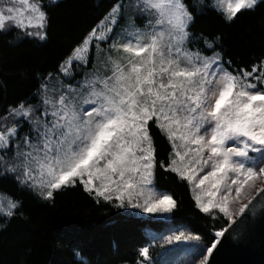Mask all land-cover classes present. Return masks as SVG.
Instances as JSON below:
<instances>
[{
	"label": "snow or ice",
	"instance_id": "6c2138e0",
	"mask_svg": "<svg viewBox=\"0 0 264 264\" xmlns=\"http://www.w3.org/2000/svg\"><path fill=\"white\" fill-rule=\"evenodd\" d=\"M257 2L235 0L234 5H228L227 19L232 20L242 9L254 8ZM18 3L23 8L16 6L17 0H8L6 6L0 7V30L14 25L24 29L25 35L44 40L48 20L41 0ZM127 8L117 0L59 65V73L69 82L60 80L59 88H50L44 80L35 93L39 97L35 105L27 99L20 100L0 115V167L15 174L21 183L31 187L39 184L45 199L52 198L53 190L60 189L71 178L87 175L88 179L81 181L86 190H91L93 179H100L98 196L109 200L116 193L118 199H123L127 193L131 202L134 192L139 198L144 193L143 186L151 183L154 158L147 121L155 117L170 139L181 132L180 147L186 150L175 152L179 162L194 155L195 159H189L193 170L187 175L188 180H193L196 166L201 171L211 167L195 184L200 189L195 196L196 206L210 216V209H218L227 218L226 223H235L229 195L234 191L238 198L254 176L264 174V167L254 171L253 167L232 161L233 156L247 157L249 148L259 152L256 145L264 146V59L250 70L238 68L234 74L223 67L218 52L213 50L206 55L200 48L190 50L192 34L187 29L193 17L183 0H136V10L149 17L146 30L135 29V45L131 41L120 44L123 35L114 34V29L120 16L127 15ZM129 21L131 24L130 17ZM110 39L109 47H122L124 52L134 53L135 58H128L127 71L116 64L112 78L90 76L86 70L89 45L95 42L99 48L101 42ZM196 39H203L207 50L213 49L207 38ZM141 53L145 55L141 57ZM81 70L84 79L75 81L74 74ZM51 78L49 73L47 79ZM113 78L114 83L110 84ZM24 124L27 128L21 133ZM202 128L205 134L211 129L210 139L200 134ZM229 140L242 147H224ZM192 144L198 147L194 150ZM101 161H106L103 167H99ZM169 167L178 171L175 166ZM180 171L184 174L186 169ZM229 172L235 176L231 184L225 180ZM218 193L221 195L216 199ZM202 195L207 197L206 202ZM17 206L11 199L0 200V212L8 217ZM175 206L176 202L166 194L155 198L150 195L143 205H134L149 213H168ZM246 207L241 205L236 211L244 213ZM223 235L224 230L215 232L200 264H209V257ZM173 239L198 241L200 237L180 233L167 238L169 243ZM142 255H148L147 248Z\"/></svg>",
	"mask_w": 264,
	"mask_h": 264
},
{
	"label": "trees",
	"instance_id": "16d2710c",
	"mask_svg": "<svg viewBox=\"0 0 264 264\" xmlns=\"http://www.w3.org/2000/svg\"><path fill=\"white\" fill-rule=\"evenodd\" d=\"M125 5L130 0H120ZM192 14L187 31L192 34L188 48L204 54H220L223 66L250 70L264 59V0L252 9L227 16L213 6L212 0H183ZM47 14L46 38L24 34L9 27L0 30V115L20 100L36 104L40 84L60 87L59 65L71 50L96 27L117 0H41ZM134 26L145 29V17H134ZM205 37L213 43L207 50ZM219 37L217 40L216 38ZM95 46L86 70L95 69ZM52 73V78L48 74ZM78 73V72H77ZM75 81L84 79V71ZM74 82V81H73ZM27 124L20 129L21 133ZM153 154V188L170 195L176 202L169 220L139 217L116 200H105L85 189L82 183L53 191L50 199L41 190L18 181L15 174L0 169V196L18 203L11 217L0 214V264H140L148 258L162 264L166 248L159 245L166 232L184 229L197 241L199 251L215 239V232L226 230L231 221L221 213H203L197 206L191 183L173 172L175 147L155 120L148 125ZM218 214V215H217ZM168 251V250H167Z\"/></svg>",
	"mask_w": 264,
	"mask_h": 264
},
{
	"label": "rangeland",
	"instance_id": "374dc122",
	"mask_svg": "<svg viewBox=\"0 0 264 264\" xmlns=\"http://www.w3.org/2000/svg\"><path fill=\"white\" fill-rule=\"evenodd\" d=\"M57 1V0H54ZM261 0H258L257 3H259ZM8 0H0V7H4L6 6ZM31 2V0H30ZM213 2V6L215 8H217L218 10H220L222 13H224L226 16H228V5L231 4H235V0H212ZM136 0H130V4L127 5V15H121L118 21V24L115 26L114 29V34L115 33H122L123 38L120 40V44L124 43V42H128L131 41V43L133 45L136 44V31L135 29H137L134 25V17H136L137 15L139 16H144L146 23L148 22L149 17L146 14H142L139 13L136 8ZM18 7L23 8L22 5H19L18 0H17V5ZM245 10V9H242ZM241 10V11H242ZM27 15V13H25V16ZM129 17L131 18V24L129 21ZM10 27H15L10 26ZM139 29V28H138ZM24 30V29H22ZM141 30V31H145ZM129 33H132L131 35H129ZM112 43V40L110 39L107 42H101L99 48H97L95 46V42L91 43L89 45V52L87 53V56L89 57V54L91 52V49L93 47V45L95 46V60H96V65H95V69L92 70L89 74L91 75H95L98 76L100 79H105V78H112L113 77V72L115 71V65L119 64L125 71H127L129 69V65H128V58L129 57H133L135 58V54L134 53H126L124 52V49L122 47H117V48H111L109 47ZM141 43H144V40H141ZM165 55H167V49L164 50ZM145 54L141 53V57H143ZM139 59V58H136ZM224 67V66H223ZM77 73V72H76ZM81 73V71H79L77 74ZM63 76V75H62ZM249 82L254 83V80H250ZM109 83H114V78L109 80ZM99 87V85H98ZM218 95V92H217ZM209 99L211 100V103L214 104V98L211 97V93L208 94ZM86 108H89V105H85ZM155 120V117H153L151 120L147 121V131H148V125L149 123ZM208 126L205 125V128H207ZM165 132L167 133V135L169 136L168 132L165 130ZM210 132L211 129H208V133L205 134L204 129L202 128L200 130V134L201 135H206V139H210ZM181 132L177 131L176 132V136L171 139L173 144L175 145V152L177 150H179L181 153H183L186 149L180 147V145L183 143L182 141H180L178 139V137L180 136ZM148 136H149V131H148ZM241 140H244L246 138L241 137ZM148 146V145H145ZM151 146V145H150ZM240 146L242 147V145H238L236 141L234 140H229L225 143L224 147L226 148H231V147H237ZM190 147L192 149H196L198 146L195 144L190 145ZM257 148H260L261 151L256 152V151H252L251 148H249L248 151V156L247 157H236L233 156L232 157V161L233 162H241L243 164H245L246 167H253L254 171H258V169L260 167H264V146L262 145H256ZM208 155V149L205 148L204 150V157L206 158ZM195 159L193 154H190L189 157H185V160L183 163L179 162V158L176 157V163L174 164L175 167H177L178 172L180 175H182L183 177H185L187 179V175L191 174L192 170H193V166L189 163V159ZM106 163V161H101L99 167H103L104 164ZM0 169L4 170L2 167H0ZM180 169H186V171L184 172V174H181ZM196 171H195V175L193 176V180L190 181L188 180L193 188V192L194 195L196 196L197 194L200 193V189H197L195 187V184L198 183V177H201L202 175H206L207 171H211V167H207L206 171H201L199 170V166H196ZM152 177H153V168H152V175L151 177H149V179L151 180L150 184H146L144 185V193L142 196H140L139 198H136V194L135 192L133 193V199L131 200V202L129 201L128 195L127 193L124 194L123 199H118L117 198V194L116 193H112L111 194V199L110 200H116L119 204H121L122 206L126 207L127 209H129L132 213H134L135 215L139 216V217H143V218H147V219H155V220H169L170 218V214L171 212L168 213H162V212H157V213H149V212H145L143 210L142 207H134L135 204L139 203L141 205L144 204V200L148 198V196H152L153 198L161 196V195H165V194H161L158 193L152 185ZM235 178L234 174L229 172L227 174V176L225 177V180L227 183L231 184V179ZM39 179V177H38ZM88 179L87 175L83 176V177H73L71 178V180L65 184L62 185L63 186H68V185H74L77 182L78 183H82V180H86ZM136 180H139V177L136 178ZM83 184V183H82ZM101 184L102 181L100 179H93L92 180V184L89 186L90 187V192H94L96 195H98V190L101 188ZM84 185V184H83ZM36 188H38L40 190V186L39 184H37L35 186ZM234 187V186H233ZM264 187V174H257L256 176H254L249 182L248 184H246L242 189H241V195L237 198L235 192L233 191L230 195H229V207H230V211H234V217L233 219L236 220L241 213H239L238 211H236L241 205H248L249 202L252 200V198ZM221 189H223V184H221ZM139 190V187L137 188V191ZM54 191V190H53ZM89 191V190H88ZM221 193L217 194L216 199H218L220 197ZM103 197V196H101ZM202 201L206 202L207 201V197L202 195ZM5 198L0 196V200H4ZM235 199V203H232V200ZM219 213L218 209H210V213ZM0 214H5L4 212H0ZM222 214V213H221ZM232 223V222H231ZM180 233H184L185 235H191L192 237H194L192 234H190L189 232H187L184 229H177V230H172L169 232H166V236L164 235L163 238H161L159 245L162 248H166L167 250L165 251L164 255L162 256V264H200V260L202 259V255L203 253L206 254V251H199V246L197 243V240L195 239H181V240H175L173 239L170 243L168 242L167 238L168 237H172L174 235H179ZM144 260L143 262H141L140 264H156L154 262H152L148 256H144Z\"/></svg>",
	"mask_w": 264,
	"mask_h": 264
},
{
	"label": "water",
	"instance_id": "95a60500",
	"mask_svg": "<svg viewBox=\"0 0 264 264\" xmlns=\"http://www.w3.org/2000/svg\"><path fill=\"white\" fill-rule=\"evenodd\" d=\"M219 238L209 264H264V187Z\"/></svg>",
	"mask_w": 264,
	"mask_h": 264
}]
</instances>
